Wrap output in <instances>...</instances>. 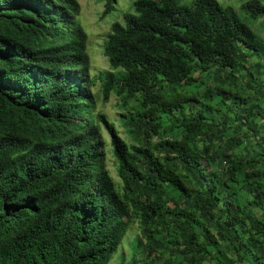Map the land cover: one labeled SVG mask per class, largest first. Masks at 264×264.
Segmentation results:
<instances>
[{"label":"trees","instance_id":"1","mask_svg":"<svg viewBox=\"0 0 264 264\" xmlns=\"http://www.w3.org/2000/svg\"><path fill=\"white\" fill-rule=\"evenodd\" d=\"M132 9L103 47L119 74L101 78L104 101L139 95L125 122L137 137L130 147L96 108L78 1L0 0V264H108L129 219L148 259L129 264H155L158 252L167 254L160 264H264V149L237 155L243 139L217 119L235 110L252 129L264 123L238 107L245 100L235 88L182 91L212 68L220 84L234 83L241 62L264 54L262 41L217 0H136ZM243 9L264 17L258 0Z\"/></svg>","mask_w":264,"mask_h":264},{"label":"rangeland","instance_id":"2","mask_svg":"<svg viewBox=\"0 0 264 264\" xmlns=\"http://www.w3.org/2000/svg\"><path fill=\"white\" fill-rule=\"evenodd\" d=\"M80 6V13L77 17V21L87 35V52L89 56V72L91 78L94 80L92 87V93L95 99L97 110L102 113L109 123L113 124L118 136L130 147L137 146V137L132 134L131 129L125 124L129 117L134 115V110L138 105V97L127 100L125 105H122V100L116 94L111 93L107 101L103 100L101 91V78L107 74L112 73L118 76L119 72L112 70L109 66L107 59L103 55V47L106 42L107 36L110 32L111 24L119 22L123 24L125 16L133 13L132 4L136 0H113V9L110 14L103 16L104 5L107 0H77ZM189 2L191 0H188ZM218 3L225 9L235 11L247 24L256 39L262 41L264 47V17H258L252 19L244 11V6L251 0H217ZM264 3V0H258ZM257 63H264V54L260 56H249L244 62L240 63L238 70L232 71L231 75L235 77L234 83L223 84L219 82L221 80L215 69L209 71H196L193 73L194 82L191 86L184 88L182 91L198 92L202 93L205 89L214 88L218 85L223 87L235 88L243 96L245 103L239 104L238 107L252 110L254 113L253 123L255 126L264 123V99L259 94L258 88L264 89V70L259 72V75L254 71V66ZM219 78V80H218ZM229 100L226 102L229 106ZM222 112L225 113L223 110ZM184 113L188 115L189 111L185 110ZM235 110H231L224 115H220L217 119L219 126L226 123V127L230 135L237 133V136L243 139V144L236 151L237 155L245 153L247 149L249 151H257L261 146L264 149V129H252L253 126L248 122L238 117ZM242 119V120H240ZM242 121V125L238 122ZM240 128H235L236 126ZM255 130V131H254ZM103 139L106 143V168L112 181L120 188V179L117 176L118 165L115 157L113 156L112 149L109 145V136L106 131L102 132ZM194 141V139H193ZM152 142L156 144L157 138L153 137ZM195 144L202 146L204 143L201 139L195 140ZM242 150V148H244ZM210 170L218 176L223 178L222 169L211 165ZM229 190V189H228ZM237 198L240 199V207L244 213L250 212L251 207L247 200L250 196H247L243 191H237ZM256 216H259L260 212L257 208L252 210ZM214 235V230L211 232ZM145 239L142 234L139 223L133 219H129V226L127 233L113 254L108 264H129L132 259H135L138 263H146L148 261L145 252ZM221 245V242H220ZM226 259L230 261L232 258L230 254L225 253ZM167 258V254L158 252L155 256V264H160ZM203 264H215L213 260H205Z\"/></svg>","mask_w":264,"mask_h":264}]
</instances>
